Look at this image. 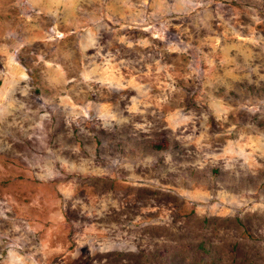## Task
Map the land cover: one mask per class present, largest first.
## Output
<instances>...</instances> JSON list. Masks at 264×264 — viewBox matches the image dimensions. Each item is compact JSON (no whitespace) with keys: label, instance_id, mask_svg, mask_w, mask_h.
Wrapping results in <instances>:
<instances>
[{"label":"rangeland","instance_id":"1","mask_svg":"<svg viewBox=\"0 0 264 264\" xmlns=\"http://www.w3.org/2000/svg\"><path fill=\"white\" fill-rule=\"evenodd\" d=\"M0 264H264V0H0Z\"/></svg>","mask_w":264,"mask_h":264}]
</instances>
